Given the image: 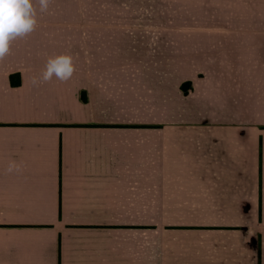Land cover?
Listing matches in <instances>:
<instances>
[{"label": "crops", "instance_id": "obj_1", "mask_svg": "<svg viewBox=\"0 0 264 264\" xmlns=\"http://www.w3.org/2000/svg\"><path fill=\"white\" fill-rule=\"evenodd\" d=\"M50 13L0 62V264H264V0Z\"/></svg>", "mask_w": 264, "mask_h": 264}, {"label": "clouds", "instance_id": "obj_2", "mask_svg": "<svg viewBox=\"0 0 264 264\" xmlns=\"http://www.w3.org/2000/svg\"><path fill=\"white\" fill-rule=\"evenodd\" d=\"M53 0H0V62L10 55L11 44L34 32L41 14L50 13ZM76 72L74 58L70 54L49 57L39 76L30 79L32 87H39L55 78L68 82ZM20 166L10 161L6 172L19 173Z\"/></svg>", "mask_w": 264, "mask_h": 264}, {"label": "trees", "instance_id": "obj_3", "mask_svg": "<svg viewBox=\"0 0 264 264\" xmlns=\"http://www.w3.org/2000/svg\"><path fill=\"white\" fill-rule=\"evenodd\" d=\"M11 83L13 84V86H17L21 84V77L19 74H15L11 76ZM183 89L185 90L186 93L189 92V90L191 89V82L185 83L183 85ZM86 99V97H84Z\"/></svg>", "mask_w": 264, "mask_h": 264}]
</instances>
